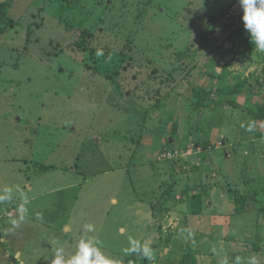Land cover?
Instances as JSON below:
<instances>
[{"label": "rangeland", "instance_id": "374dc122", "mask_svg": "<svg viewBox=\"0 0 264 264\" xmlns=\"http://www.w3.org/2000/svg\"><path fill=\"white\" fill-rule=\"evenodd\" d=\"M7 1L0 159L17 162L6 178L25 166L39 212L7 220L6 247L25 264L67 261L81 239L113 264H264V51L239 0Z\"/></svg>", "mask_w": 264, "mask_h": 264}, {"label": "crops", "instance_id": "0c3cea01", "mask_svg": "<svg viewBox=\"0 0 264 264\" xmlns=\"http://www.w3.org/2000/svg\"><path fill=\"white\" fill-rule=\"evenodd\" d=\"M17 161L19 162L20 159L17 158ZM9 162L10 165L17 163L14 160L0 159V264H25L22 260L23 253L20 251V247L14 245V249H8L5 245L6 236L1 233L6 231L7 220H14L17 227L23 225L26 220H33L36 213L34 211L39 212V210L28 208V206L30 202L33 203L35 200L30 194L36 189L32 183L25 182V166H21L20 170H17V168L12 170L11 167V170H8L12 172L11 177L6 178L5 173ZM11 181L13 182L11 183ZM26 188V195H22L21 191ZM15 209H17V212H15ZM11 242H18V239L14 237Z\"/></svg>", "mask_w": 264, "mask_h": 264}, {"label": "clouds", "instance_id": "9594fccd", "mask_svg": "<svg viewBox=\"0 0 264 264\" xmlns=\"http://www.w3.org/2000/svg\"><path fill=\"white\" fill-rule=\"evenodd\" d=\"M239 3L243 10L245 29L250 33L256 47L264 51V0H239ZM88 227L91 228V225ZM97 243L94 240L81 239L76 253L67 261L64 259L63 249L57 248L53 264H113L97 247ZM139 249L140 246L137 245L136 250ZM143 255L150 258V249L144 247Z\"/></svg>", "mask_w": 264, "mask_h": 264}, {"label": "trees", "instance_id": "16d2710c", "mask_svg": "<svg viewBox=\"0 0 264 264\" xmlns=\"http://www.w3.org/2000/svg\"><path fill=\"white\" fill-rule=\"evenodd\" d=\"M10 8H11V3L9 1L0 4V25L6 24V22H10L7 19L8 18V13L10 11ZM213 21L215 22V24L217 22H219L220 21V16H216L213 19ZM212 27H213L212 24H210V26H208L206 28V30H205L206 31V35L211 33ZM0 32H1V30H0ZM203 39H204V37H201V40H203ZM193 57H195V53H193L191 56H189V58H191L192 60L194 59ZM117 67L116 68H112L113 74H111L110 77H109V75L106 76V78H109L112 82H115V83H116V81L114 80V74L117 75L118 71H119V70H117L118 69ZM248 87H250V83H248V82L243 80L239 84L235 85L233 87V89H230V90H227L226 88L223 89L221 91V94H223L224 96H229V97L233 96L234 97L235 95L239 94L241 92V90H243L244 88H248ZM196 94H197V96L199 98L208 96L202 91H199ZM198 102H199V100H198ZM199 103L203 104L201 102V100H200ZM156 104L158 105V103H156ZM201 104H199V105H201ZM255 105H256L255 108H254L255 109V112H254L255 117L257 119L261 120L264 123V100L262 101V103H256ZM202 107H205V105H203ZM166 143H167L168 147H172L173 146L169 139L166 140ZM218 149H220V147ZM166 151L173 152L172 150H169V149H167ZM166 151L163 150V152H166ZM175 152H173V153H175ZM173 172H175V170H173ZM171 185H173V184H171ZM170 188H171V186H170ZM228 191H229L228 192L229 194L233 195V199H234L235 203L238 206H241V208H239V210L243 211V207L242 206L245 205L248 197L243 195L242 193H240L238 190L229 189ZM205 194H206V187L204 185L200 184L199 185V190L197 192H195L193 195H191L190 198H189L190 214L197 216V215H201L203 213V208L205 206V202H204ZM182 261H183V259H182Z\"/></svg>", "mask_w": 264, "mask_h": 264}, {"label": "built area", "instance_id": "2783aa9c", "mask_svg": "<svg viewBox=\"0 0 264 264\" xmlns=\"http://www.w3.org/2000/svg\"><path fill=\"white\" fill-rule=\"evenodd\" d=\"M173 154H175V153L166 151V152H163L162 155L165 158H173V156L175 157V155H173Z\"/></svg>", "mask_w": 264, "mask_h": 264}]
</instances>
